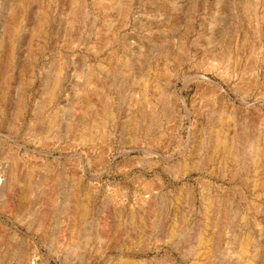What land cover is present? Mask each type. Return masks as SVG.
I'll list each match as a JSON object with an SVG mask.
<instances>
[{"label": "rangeland", "instance_id": "obj_1", "mask_svg": "<svg viewBox=\"0 0 264 264\" xmlns=\"http://www.w3.org/2000/svg\"><path fill=\"white\" fill-rule=\"evenodd\" d=\"M0 264H264V0H0Z\"/></svg>", "mask_w": 264, "mask_h": 264}]
</instances>
